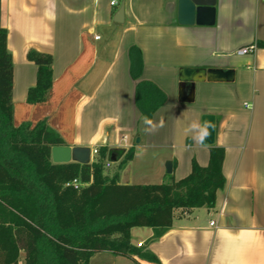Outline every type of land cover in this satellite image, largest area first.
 I'll return each mask as SVG.
<instances>
[{"label":"crops","instance_id":"1","mask_svg":"<svg viewBox=\"0 0 264 264\" xmlns=\"http://www.w3.org/2000/svg\"><path fill=\"white\" fill-rule=\"evenodd\" d=\"M116 1L2 0V24L14 61L15 125L47 119L71 147H133L134 157L119 169V182L137 165L138 170L154 168L159 181L125 184H148L161 183L171 173L176 179L186 176L194 158L207 165L210 146L200 142L201 116L214 113L215 144L225 148L226 185L218 190L214 207L176 211L172 226L148 244L159 262L101 251L90 264H264V48L256 46L264 40V0H217L211 25L180 24L178 0ZM121 4L124 20L117 22ZM251 44L256 46L252 52L238 54ZM132 46L142 53L140 78L152 80L167 95L147 128L163 136L160 119L183 124L164 159L149 149L148 132L137 143L130 136L139 134L145 121L135 104ZM31 48L54 56L53 85L38 104L26 100L37 76L36 64L27 59ZM17 59L22 63L19 84ZM184 66L233 68L235 78L196 82L194 101L181 102L179 69ZM114 156L107 163L115 166L110 176L122 159ZM166 159L172 161L171 173ZM135 229V245L153 234L147 227L144 237L135 240Z\"/></svg>","mask_w":264,"mask_h":264},{"label":"trees","instance_id":"2","mask_svg":"<svg viewBox=\"0 0 264 264\" xmlns=\"http://www.w3.org/2000/svg\"><path fill=\"white\" fill-rule=\"evenodd\" d=\"M256 46L264 48V40ZM27 59L37 66L35 85L27 102L42 103L54 81V56L31 48ZM131 74L137 79L135 104L147 124L166 102L167 95L152 80L141 79L142 53L130 49ZM14 61L8 48V30L2 24L0 0V264H90L101 251L138 255L159 262L148 244L171 226L177 210L214 207L218 190L226 185L225 148L210 146L207 165L195 158L190 172L179 179L171 173L161 183L119 182V169L135 154L100 146L94 160L54 163L53 146L67 145L47 119L14 123ZM112 155L120 159L109 175ZM77 178L79 188L66 185ZM133 227H150L153 234L138 246Z\"/></svg>","mask_w":264,"mask_h":264},{"label":"water","instance_id":"3","mask_svg":"<svg viewBox=\"0 0 264 264\" xmlns=\"http://www.w3.org/2000/svg\"><path fill=\"white\" fill-rule=\"evenodd\" d=\"M217 0H178V22L183 25H211L216 18ZM114 20L122 22L124 20V5L114 16ZM235 78L233 68L217 67H188L179 69V93L178 99L181 102H193L195 99L196 82H231ZM211 122V127L208 123ZM217 116L214 113H203L201 116L200 142L203 145L211 146L216 142ZM139 141V138L137 139ZM51 158L54 163H67L76 161L87 163L91 161V148L88 146L69 145L53 146ZM172 161L167 160L166 171L172 172Z\"/></svg>","mask_w":264,"mask_h":264},{"label":"rangeland","instance_id":"4","mask_svg":"<svg viewBox=\"0 0 264 264\" xmlns=\"http://www.w3.org/2000/svg\"><path fill=\"white\" fill-rule=\"evenodd\" d=\"M31 62V61H29ZM35 64V63H34ZM22 65V63L20 61H18V59L16 60V68L18 69L17 71V76H16V82L17 84H19L20 81V71H19V66ZM30 76V75H29ZM26 77H28V74L26 73ZM16 94H18V87L16 88ZM182 106V105H181ZM177 120L173 119L168 120V119H160L159 124V131L161 134H163V136H158L155 135L156 132L154 131L153 127H148L147 128V124L145 121L142 122L141 124V128L140 130L143 131V133L140 131L139 134L136 133H130L131 139L133 142L137 143V139L140 137H145V133L148 132L149 137V145L150 143L152 144H156L153 145L152 147L149 149L152 150H158L159 156L161 155L162 159H164L166 157V153L170 152L173 150L174 146L173 143H175V141H177L178 139V131H181L183 129V124H181L179 122V124L176 123ZM178 122V121H177ZM152 128V129H151ZM146 131V132H144ZM169 133L174 134V136L172 135V138L169 137ZM145 139V138H144ZM144 141V140H143ZM174 141V142H173ZM144 152V150L142 151ZM96 154H93L91 161L94 160L96 158ZM116 158V156H114ZM167 160V159H166ZM165 160V167H166V161ZM161 163L162 160H161ZM138 164V163H137ZM113 170H115V166L112 167H107L106 165V173H112ZM159 174L158 171H155L154 168L152 170H149V168L147 170L142 169V170H138L137 169V165H132L130 167V169H128L125 173L124 176L120 177V183H145V182H156L159 181ZM168 179V177L166 178V180ZM139 229H135L138 230L135 233V240L141 239L144 237V230H146L147 227H138ZM19 264H23V257H21Z\"/></svg>","mask_w":264,"mask_h":264},{"label":"built area","instance_id":"5","mask_svg":"<svg viewBox=\"0 0 264 264\" xmlns=\"http://www.w3.org/2000/svg\"><path fill=\"white\" fill-rule=\"evenodd\" d=\"M117 3L118 2L116 0H112V2H111L112 5H116ZM99 37H100L99 35L95 36L96 39H99ZM255 47L256 46L253 44L243 46V47L238 49V54L250 53L255 49ZM97 151H98L97 148L91 149V158H92L93 154H97ZM66 185H73L74 187L79 188L82 185V183L77 178H75L71 182L66 183ZM211 223L214 224L215 222L212 221ZM142 243H143L142 241L138 242V246H141Z\"/></svg>","mask_w":264,"mask_h":264},{"label":"clouds","instance_id":"6","mask_svg":"<svg viewBox=\"0 0 264 264\" xmlns=\"http://www.w3.org/2000/svg\"><path fill=\"white\" fill-rule=\"evenodd\" d=\"M211 126H212V125H211V122H209V123H208V127H211Z\"/></svg>","mask_w":264,"mask_h":264}]
</instances>
